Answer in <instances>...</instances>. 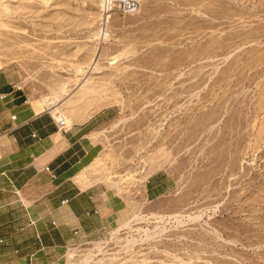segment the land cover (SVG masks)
I'll return each instance as SVG.
<instances>
[{"label": "rangeland", "instance_id": "374dc122", "mask_svg": "<svg viewBox=\"0 0 264 264\" xmlns=\"http://www.w3.org/2000/svg\"><path fill=\"white\" fill-rule=\"evenodd\" d=\"M0 0V71L69 125L127 220L68 264H264V0ZM46 97V98H45ZM44 110H48L43 107ZM168 174L173 188L143 197Z\"/></svg>", "mask_w": 264, "mask_h": 264}, {"label": "crops", "instance_id": "0c3cea01", "mask_svg": "<svg viewBox=\"0 0 264 264\" xmlns=\"http://www.w3.org/2000/svg\"><path fill=\"white\" fill-rule=\"evenodd\" d=\"M15 85L0 71V264H68L72 246L107 238L128 217L124 196L85 178L99 147L96 129L111 117L98 113L60 130L55 114ZM172 188L158 172L143 197Z\"/></svg>", "mask_w": 264, "mask_h": 264}, {"label": "bare ground", "instance_id": "6f19581e", "mask_svg": "<svg viewBox=\"0 0 264 264\" xmlns=\"http://www.w3.org/2000/svg\"><path fill=\"white\" fill-rule=\"evenodd\" d=\"M1 67L2 66L0 65V68ZM28 101H29V103L35 104L33 101L32 102L30 100H28ZM43 101H44L43 107H45L48 110H51L55 114L56 118H58L57 120L64 119L65 122H67L66 119L62 116L65 114L63 113L64 111H63L62 103H60L61 101H60L59 96H53V98H49V99L46 98V99H43ZM43 107H42V109H43Z\"/></svg>", "mask_w": 264, "mask_h": 264}, {"label": "built area", "instance_id": "2783aa9c", "mask_svg": "<svg viewBox=\"0 0 264 264\" xmlns=\"http://www.w3.org/2000/svg\"><path fill=\"white\" fill-rule=\"evenodd\" d=\"M119 6L124 12L131 13L137 10L138 3L137 0H119ZM15 86L17 88H20L18 84H16ZM3 96H4L3 94L0 95L1 98H3ZM56 122L60 130H66L68 128V125L66 124L64 119L61 120L56 119Z\"/></svg>", "mask_w": 264, "mask_h": 264}]
</instances>
